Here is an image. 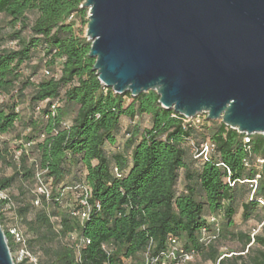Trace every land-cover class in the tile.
Masks as SVG:
<instances>
[{
    "label": "trees",
    "instance_id": "1",
    "mask_svg": "<svg viewBox=\"0 0 264 264\" xmlns=\"http://www.w3.org/2000/svg\"><path fill=\"white\" fill-rule=\"evenodd\" d=\"M84 1L0 0V15H6L11 26H20L9 35L0 27V135L14 132L18 122L37 132L17 133L34 144L32 159L22 146L16 156L7 140L0 143V164L13 167L11 175L0 173V194L18 183L17 194L0 197V223L11 252L18 250L17 243L2 210L10 202L25 225L26 248L39 264H144L145 252L160 253L170 235L213 264H264V216L253 236L233 230L239 192L251 185L248 192L264 198V161L260 168L256 165L258 158L264 160V134L240 133L221 122L208 140L216 145L210 159L195 158L186 141L194 148L207 141L198 140L206 135L183 114L164 109L155 90L134 97L130 91L118 94L102 85L94 69L96 59L89 55L92 40L74 25L73 17L85 19L88 14L81 7ZM33 10L38 14L30 22L28 13ZM27 28L30 33L24 35ZM12 42L16 45L10 46ZM39 47L50 56L51 76L34 82L21 68ZM58 59L59 76L54 71ZM29 86L30 101L40 114L30 120L17 110V99ZM123 116L131 123L128 137L122 149L110 153L106 143H116ZM143 116L150 117V127L142 129L136 123ZM195 160L200 162L197 169L192 167ZM76 166L80 176L73 188L81 191V202L68 211L60 205L63 192L58 187ZM182 168L185 190L178 193ZM39 176L51 181L48 197L35 191L38 183L31 184ZM37 197L42 199L40 206L34 205ZM258 205L257 200L243 201L242 217L251 218ZM77 210H89L88 218L74 215ZM215 215L224 221L218 235L207 238L213 231L207 217ZM73 234L75 241L70 239ZM222 238L237 239L242 250L223 256L217 244ZM124 258L131 261L123 262ZM23 263L29 264V257Z\"/></svg>",
    "mask_w": 264,
    "mask_h": 264
},
{
    "label": "water",
    "instance_id": "2",
    "mask_svg": "<svg viewBox=\"0 0 264 264\" xmlns=\"http://www.w3.org/2000/svg\"><path fill=\"white\" fill-rule=\"evenodd\" d=\"M102 85L264 134V0H85ZM0 264H16L0 223Z\"/></svg>",
    "mask_w": 264,
    "mask_h": 264
},
{
    "label": "rangeland",
    "instance_id": "3",
    "mask_svg": "<svg viewBox=\"0 0 264 264\" xmlns=\"http://www.w3.org/2000/svg\"><path fill=\"white\" fill-rule=\"evenodd\" d=\"M88 10V8H86ZM89 13V10H88ZM37 11H30L28 13L29 21L32 22L35 20L37 17ZM88 19V14L85 19H81L80 17H73L74 20V25L76 28V31L78 33H81L84 37H88L86 35L87 33V28L88 25L85 23L83 20ZM0 27L5 35L11 34L14 30H18L20 26L17 24L16 26H11L9 23V18L1 14L0 15ZM30 33V30L27 28L23 32L24 35H27ZM16 43L12 42L10 46H15ZM34 59L28 63V65H23L21 70L24 72V75L28 77L31 75V79L34 82H38L40 79L44 77H50L51 74L46 73V69L50 70L49 66L47 65V61L50 60V56H47L44 53V50L39 47L34 54ZM35 65H38V68L35 69ZM60 67H61V60L58 59V61L54 65V71L57 76L60 74ZM32 91V87L29 86V88L25 91L24 96H20L17 100H19V104L17 106V110L20 112V115L24 118H27L30 120L31 117L33 118H38L40 114L38 113V108L34 106V104L30 101V94ZM129 100V99H128ZM47 101H44L41 103V107L43 108L46 105ZM189 121L192 125H194L195 128L198 129L200 134L206 135V139L202 138V135L198 137L199 141L203 140H209L211 133L218 128L219 124L222 122L220 119H209L207 113H199L195 117L189 118ZM136 123L140 125V127L143 129L145 127H150L151 126V120L149 116H143L141 118L136 119ZM130 119L126 116H123L120 121V125L118 128V133H117V138H116V143L114 145L110 143H106V148L108 152L113 153L118 149H122L124 147V142L126 138L128 137V126L130 125ZM17 133H21L22 135H37V132L35 129H33L32 126H25L22 125V122H18L15 128V131L6 135H3L0 137V143L2 140H7L9 143L10 148L14 153H16V156H19L23 149L19 148L18 146H22L23 148L26 149V152L30 154L31 159L36 155L35 153V147L34 144L26 142V139H20L17 137ZM187 145L190 147V153L192 155V143L191 141H186ZM213 154V153H212ZM263 162L261 161V158L257 159L256 165L257 168H260L261 164ZM0 173H3L5 175H11L13 173V167L10 166L8 163H1L0 164ZM192 167L194 169H197L200 167V162L199 161H194L192 163ZM79 166H76L73 168V172L70 175H67L65 178L64 182L58 187V190L63 192V196L60 199V205L61 207L67 209L68 211H72L74 209L78 208V204L81 202V191L80 190H75L73 188V184L77 182V178L80 176V170L78 169ZM184 169L180 170V177L176 186L177 192L181 193L183 190H185L184 185H185V177H184ZM38 183V186L35 191L39 193H43L39 190V187H43L46 191L50 192L51 191V181L47 177H38L37 182L31 183L32 185H35ZM17 184L13 185L11 188L7 190L1 191L0 197H7L11 193L17 194ZM251 185H247L246 188H243L238 194V199L236 201V213L234 214V219H235V225L233 226V230H242V231H247L250 232L253 236L254 233L258 232L261 220L263 219L264 216V198L261 196H252V192H248L249 188ZM50 199V198H48ZM247 200H257L259 202L257 210L253 213L251 218L248 220L244 219L242 217V204L243 201ZM42 203V199L40 197H37L36 200H34V205L35 206H40ZM10 205H12V202L5 203L2 205V210L5 215V226L11 230V229H19L20 232L25 231V225L21 223V221L16 218L15 212L12 208H10ZM33 215V212L29 214V218H31ZM208 222L211 224L213 231L207 233V238H214L215 236L218 235V229L221 226L222 222L224 221L223 216L220 215H215V216H209ZM209 236V237H208ZM71 241H75L77 237L75 235L71 236ZM84 242L80 245H82ZM220 251L223 253V256H231L232 254H238L240 250H242L241 244L237 239H219L217 242ZM79 245V246H80ZM21 244L17 243L16 247L20 248ZM13 253L14 259L16 263L19 264H25L23 263V258L24 255H22L19 250H16ZM127 262H130V259L125 260ZM189 264H213L209 260H204L202 256H194L193 260Z\"/></svg>",
    "mask_w": 264,
    "mask_h": 264
},
{
    "label": "built area",
    "instance_id": "4",
    "mask_svg": "<svg viewBox=\"0 0 264 264\" xmlns=\"http://www.w3.org/2000/svg\"><path fill=\"white\" fill-rule=\"evenodd\" d=\"M74 14H72L71 18L73 17ZM47 74H51V72L46 69L45 70ZM189 119L186 117V122H188ZM2 135H0L1 137ZM249 138L245 137V141H248ZM216 145L213 142L210 141H204L200 145H196L193 148V156L195 158H200L203 161H207L210 159V156L212 153L215 151ZM263 162L264 160L261 159ZM119 177H122L121 174H118ZM39 190L43 192V194H46L48 197L50 195V192L46 191L43 189V187H39ZM86 190V188H84ZM83 204H86L87 201L84 198L82 200ZM96 206H99V203L96 204ZM74 215H79L81 219L88 218L89 216V210H77L73 211ZM205 231L206 229L203 228ZM10 233L13 235V238H15L16 243H20L21 246L18 248L19 252L24 255L25 257H29V264H39L38 258L35 254L30 253L27 248H26V238H24V235L20 230L18 229H11ZM75 235V234H73ZM76 236V235H75ZM84 242V240H83ZM86 244L90 243V240H86ZM103 248L107 249L106 245H103ZM23 258V259H24ZM194 258V252L185 249L184 247H181L177 241V239L170 235L167 241V247L162 250L160 253L156 255H151L149 251L145 252L144 256V264H187L188 261L192 260ZM127 260L126 258L123 259V262Z\"/></svg>",
    "mask_w": 264,
    "mask_h": 264
}]
</instances>
